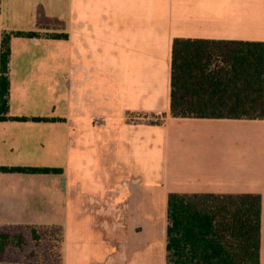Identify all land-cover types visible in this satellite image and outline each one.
<instances>
[{
    "label": "crops",
    "instance_id": "0c3cea01",
    "mask_svg": "<svg viewBox=\"0 0 264 264\" xmlns=\"http://www.w3.org/2000/svg\"><path fill=\"white\" fill-rule=\"evenodd\" d=\"M11 31L67 38H10L8 114L28 120L0 121V166L60 171H0V225L57 229L58 264H166L168 193L259 194L264 264V118L167 116L172 39L264 42V0H0ZM220 66L206 105L246 101ZM197 120L206 149L180 148Z\"/></svg>",
    "mask_w": 264,
    "mask_h": 264
},
{
    "label": "trees",
    "instance_id": "16d2710c",
    "mask_svg": "<svg viewBox=\"0 0 264 264\" xmlns=\"http://www.w3.org/2000/svg\"><path fill=\"white\" fill-rule=\"evenodd\" d=\"M11 37L66 39L67 34L11 31L2 35L0 121H25L28 118L8 114ZM208 43H217L221 48L217 52L208 49L209 53L206 54ZM214 54H217L224 64L218 69H225V87L229 91L235 90L234 95L238 101L241 95L246 101L228 106L206 105V79L210 74L208 68ZM167 116L197 119H263L264 42H215L173 38ZM165 117L164 114L152 116L146 122L162 125ZM0 171L56 173L60 169L0 166ZM260 215L259 194L168 193L166 264H259ZM0 263L58 264V230L40 229L31 225H0Z\"/></svg>",
    "mask_w": 264,
    "mask_h": 264
},
{
    "label": "rangeland",
    "instance_id": "374dc122",
    "mask_svg": "<svg viewBox=\"0 0 264 264\" xmlns=\"http://www.w3.org/2000/svg\"><path fill=\"white\" fill-rule=\"evenodd\" d=\"M197 121L199 122H193L191 124L188 123L187 125H184L179 129L178 132L181 133L179 137V141L181 143L180 148L184 147L185 149H201V150L206 149V121L205 120H197ZM261 148H262V144L260 141V149ZM260 149H259V153H260V169H261L262 151Z\"/></svg>",
    "mask_w": 264,
    "mask_h": 264
}]
</instances>
